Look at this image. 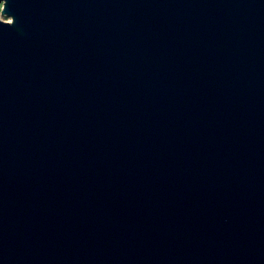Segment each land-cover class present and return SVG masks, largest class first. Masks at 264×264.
Wrapping results in <instances>:
<instances>
[{
  "label": "water",
  "instance_id": "obj_1",
  "mask_svg": "<svg viewBox=\"0 0 264 264\" xmlns=\"http://www.w3.org/2000/svg\"><path fill=\"white\" fill-rule=\"evenodd\" d=\"M0 264H264V0H0Z\"/></svg>",
  "mask_w": 264,
  "mask_h": 264
},
{
  "label": "rangeland",
  "instance_id": "obj_2",
  "mask_svg": "<svg viewBox=\"0 0 264 264\" xmlns=\"http://www.w3.org/2000/svg\"><path fill=\"white\" fill-rule=\"evenodd\" d=\"M1 9H2V5H1V7H0V14H1ZM0 17L2 18V19H10L7 15H5V16H3V15H0Z\"/></svg>",
  "mask_w": 264,
  "mask_h": 264
}]
</instances>
